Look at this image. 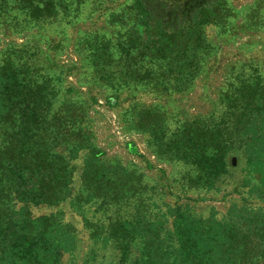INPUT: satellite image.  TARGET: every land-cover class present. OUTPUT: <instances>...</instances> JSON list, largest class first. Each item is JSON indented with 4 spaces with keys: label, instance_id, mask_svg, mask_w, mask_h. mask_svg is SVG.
Here are the masks:
<instances>
[{
    "label": "rangeland",
    "instance_id": "obj_1",
    "mask_svg": "<svg viewBox=\"0 0 264 264\" xmlns=\"http://www.w3.org/2000/svg\"><path fill=\"white\" fill-rule=\"evenodd\" d=\"M210 1L185 0L193 6ZM222 3L226 18H212L201 29L209 53L183 88L173 81L179 77L175 65L168 69L132 50L133 34L142 38L144 31L134 0H78L72 7L69 0H0V70L7 61L25 64L21 70L31 83L17 90L18 101L40 106L24 115L20 130L13 125L16 133L22 144L33 138L36 148L46 144L61 157L78 152L63 202L30 207L34 218L59 215L71 226L76 247L62 264H124L119 245L141 243L105 242L116 228L108 225L129 220L144 227L166 216L164 226L171 229L170 211L204 223L237 217L241 239L231 264H264V197L253 190L260 178L248 170L243 145L226 155L225 174L211 188L201 187L191 166L153 148L154 139L142 132L163 122L168 135L210 127L225 111L227 91L254 75L264 82V0ZM91 41H103L109 54L90 52ZM34 78L48 89L37 91ZM12 134L0 126V151Z\"/></svg>",
    "mask_w": 264,
    "mask_h": 264
},
{
    "label": "trees",
    "instance_id": "obj_2",
    "mask_svg": "<svg viewBox=\"0 0 264 264\" xmlns=\"http://www.w3.org/2000/svg\"><path fill=\"white\" fill-rule=\"evenodd\" d=\"M69 1L71 7L78 5V0ZM132 9L144 28L142 38L133 34L132 50L164 61L168 69L175 65L179 77L173 81L183 88L189 85L209 53L201 29L212 18H219L221 23L226 18L222 0H211L203 6L186 4L185 0H134ZM54 15H58L56 9ZM96 44L89 42L90 52L109 54L103 41ZM24 66L7 61L0 70V126L13 131L7 147L0 151V264H62L63 256L76 247L71 226L59 220V215L34 218L30 207H54L63 202L62 190L67 191L71 185L72 161L78 152L61 157L46 144L36 148L33 138H23L22 144V134L16 133L13 125L20 130V123L27 121L24 115L40 109L31 101H18L17 90L31 83L21 70ZM34 79L37 91L48 89ZM247 80L224 94L225 111L217 124L178 129L168 135L163 122L142 132L154 139L153 148L161 153L165 149L163 154L191 166L201 187L211 188L226 172V155L235 144L243 145L248 170L260 178L259 187L253 190L264 197V82L255 75ZM162 82L169 85L172 81ZM169 216L171 229L164 226L168 223L166 216L163 222L150 219L144 227H133L129 220L110 223L108 226L116 228L105 242L139 239L140 245H119L124 264L131 257L133 264H231L232 252L239 246L235 244L241 239L237 217L230 215L229 223L223 224L213 219L204 223L182 212L172 215L170 211ZM161 233H165L161 245H153ZM168 238L173 245H163Z\"/></svg>",
    "mask_w": 264,
    "mask_h": 264
}]
</instances>
